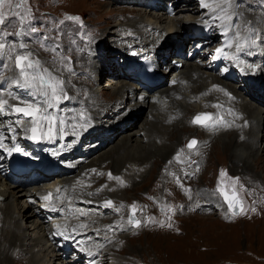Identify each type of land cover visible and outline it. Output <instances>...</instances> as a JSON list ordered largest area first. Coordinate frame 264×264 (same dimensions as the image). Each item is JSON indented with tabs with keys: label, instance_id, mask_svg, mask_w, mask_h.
I'll list each match as a JSON object with an SVG mask.
<instances>
[{
	"label": "bare ground",
	"instance_id": "bare-ground-1",
	"mask_svg": "<svg viewBox=\"0 0 264 264\" xmlns=\"http://www.w3.org/2000/svg\"><path fill=\"white\" fill-rule=\"evenodd\" d=\"M97 2L106 10V16L116 13L120 18L114 24L103 23L97 27L87 43L82 37L74 36L76 47L82 51L77 52V66L75 64L70 70L63 66L61 72L54 70V74V65L46 63L47 67L44 59L33 55L35 61H40L42 69H47L54 77L64 78L62 85L68 96L67 100L62 99L64 104L61 100L49 109L57 118L60 134L55 141H42L39 153L70 168L56 165L59 171L53 173L55 176L41 172L39 182L26 181L28 177L22 173L19 183L9 181L4 174L6 169H0V264H50V261L52 264H78L77 259L63 257L65 251L60 248L63 242L56 237L63 231L75 239L88 238L93 229H96L91 234L93 238L99 236L89 243L92 253L96 252L93 260H98L99 264H121L111 256L124 248L131 253L137 252L135 247L126 248L123 243L136 229H132L127 215H114L113 211L118 212L126 201L123 193L102 186L118 185L123 191L134 188L139 180L145 179L150 163L153 168L150 167L149 174L160 167H165L169 174L178 171L175 178L185 172L190 174L191 161H204L205 155L208 156L205 147L190 159L201 142H213L211 148L216 143L227 152L224 154L232 166H240L238 169L247 174L256 175L257 169L264 168V75L258 76L246 67L261 62L264 65V55H261L264 52V16L250 10L252 3L240 5L238 0H232L231 6L226 5L231 18L222 22L213 19L214 13L209 8H200L197 0ZM118 2L130 7L114 9L112 6ZM168 4L173 6L174 15L166 12ZM214 6L210 4V7ZM199 23L214 27L216 31L225 26L221 35L225 32L226 35L218 42L229 52L225 66L212 65L207 55L211 46H207L195 59L184 60L180 69H173L168 60L177 58L172 55L176 50L178 55L191 51V46L187 45L188 36L193 34L192 26ZM237 40L243 45L240 51L235 47ZM117 41L122 44L120 48L112 45L108 53L105 52L108 50L106 43ZM132 50L153 58L158 65V83L151 91L139 88L131 79L132 75H124L125 67L129 65L124 58ZM121 59L125 62L123 68L117 65ZM235 67L253 80L246 83L223 74V71L233 73ZM1 70L5 78H0V89L3 88L0 100L7 104L0 108V126L9 138L10 131L17 127L14 136L26 145V129L17 124L9 106L17 102H37L38 95L35 88L16 83L19 78L13 64L7 63ZM104 70L107 74H116L98 90L97 81L101 80ZM69 72L75 78L70 77ZM77 74L85 77L78 78ZM70 82H73L72 87H69ZM105 89L109 92L103 101L102 95H107ZM198 114H209L212 120L207 126L192 123L197 126L193 127L190 121ZM195 131L201 138L197 149L187 151L184 147L180 150L181 137L184 134L187 138L194 137ZM111 139H117L115 145L107 151L94 152ZM169 158L170 162L165 165ZM1 164L4 162L0 161ZM181 180L184 182L185 178ZM46 191L52 193L59 210L68 215L64 221L48 222L40 216L38 204L32 203L37 194ZM108 200L112 201L111 205H106ZM207 201L206 204L192 202V206L211 208L214 200ZM231 210H235L234 207ZM109 214L112 216L108 217ZM99 215H108V218ZM168 231L173 233L169 228ZM13 256H18L19 262L14 261Z\"/></svg>",
	"mask_w": 264,
	"mask_h": 264
},
{
	"label": "rangeland",
	"instance_id": "rangeland-1",
	"mask_svg": "<svg viewBox=\"0 0 264 264\" xmlns=\"http://www.w3.org/2000/svg\"><path fill=\"white\" fill-rule=\"evenodd\" d=\"M97 1L108 2V0H25L23 6L19 8H10L8 4H5L0 11L6 13L14 11L17 15L7 16L6 22L0 25V43L5 44V51L0 53V70L7 63L13 64L15 54L22 53L30 54L29 58L33 61L38 57L40 60L46 61L45 65L46 63H50V66L54 65L53 73L57 70L61 72L63 66L68 67L69 70L75 64L77 66V56H79L77 52L82 51L76 47L74 36L82 37L87 43L90 37L95 35L97 27L103 23L114 24L120 18L116 13L106 16L107 14H104L106 10ZM238 1L240 5L252 3L250 10L261 12L264 16V0ZM19 3L18 0H12L13 5ZM112 7L114 9H116L115 7L128 8L130 5L118 2ZM20 16L28 19L23 28V35L19 39H15ZM68 17H78L79 19L78 21L71 20ZM20 45L24 47L20 48ZM111 45L106 43L108 50L105 52L108 53L112 48ZM106 56L108 55L106 54ZM106 58L109 59V56ZM46 66L48 67V65ZM3 72L0 71V78L2 76L5 78ZM102 74L101 80L97 81L96 88L98 90L104 87L106 81L116 72L107 74L104 70ZM69 75L75 78L70 72ZM58 76L59 80H64ZM77 77L85 76L77 74ZM71 84L73 82H70L69 87L73 86ZM62 88H64L63 91H66L63 85ZM108 92L109 90L105 89L107 95H102L103 101H106ZM64 100L61 104L65 103ZM190 123L192 124V119ZM192 126L197 127L193 124ZM197 134L198 132L195 131L194 137L189 138L184 134L181 137L180 150L184 147L187 151L196 150L198 143L192 149H187V142L194 138L200 143L201 138ZM112 140L94 152H102L104 149L107 151L117 142V139ZM212 144L213 142L209 144L201 142L197 153L193 152V156H190V159H194L197 154L201 153L200 150L208 148V156L206 158L205 155L204 161H197L198 159L191 161L188 166L191 169L190 174L185 172L175 178V174L179 172L172 171V174H169L165 167L156 168L157 170L154 169L149 174L150 167H152V163H150L144 175L145 179L139 180L140 182L138 181L134 188L131 187L123 191L118 185L104 184L102 186L103 189L123 193L122 195L126 197L121 209L118 208V212L113 211L115 216H128L133 210V205H135L133 210L135 217L142 216L138 219L137 226H133L134 221L131 223L132 229L136 230L132 232L133 236L127 237L123 242L126 248L135 247L137 252L131 253L124 248L120 253L112 254V258H116L118 262H122L121 264H264V168L257 169L258 175L257 173L256 175L247 174L238 169L239 164V167L232 166L224 154L227 152H223L216 143L211 148ZM169 162L170 158L167 159L165 165ZM172 164L176 166L174 162ZM94 175L95 173L92 174V176ZM180 177L185 178L184 182ZM223 189L228 193H231L232 190H236L238 193L243 202V207L238 213H233L227 207L221 195ZM207 200H214L211 208L197 209L192 206L194 202L202 201L206 204L209 202ZM222 206L225 209H222ZM127 212L128 214H126ZM190 213L191 215H189ZM107 216L101 217L108 218L112 214ZM127 220H129L128 217ZM24 224L29 225V222H24ZM168 228L173 230V233L169 232ZM95 230H91L90 233L96 232ZM91 234H88L92 239L89 243L99 237L93 238ZM89 237L88 239H90ZM13 258L14 261L19 262L18 256H13ZM52 263L53 261H50V264Z\"/></svg>",
	"mask_w": 264,
	"mask_h": 264
},
{
	"label": "snow or ice",
	"instance_id": "snow-or-ice-1",
	"mask_svg": "<svg viewBox=\"0 0 264 264\" xmlns=\"http://www.w3.org/2000/svg\"><path fill=\"white\" fill-rule=\"evenodd\" d=\"M25 0H20L19 4H12V0H0V9H3L5 4H8L10 8H19ZM204 7L209 8V10L214 13L213 19H219L222 22L230 20V16L228 14V7L232 3V0H201ZM210 4H214V7H210ZM223 13V15H219ZM9 15H17L14 11L10 12H3L0 11V25H3L6 22V18ZM71 20H77L78 17H68ZM19 22L21 25L26 23V18L24 16L19 17ZM21 33L18 31L16 35L19 36ZM226 34V32H225ZM23 45H20V48H23ZM237 51H240L243 47L237 40L235 45ZM5 51V44L0 43V53ZM15 51V49H12ZM216 52L219 54L222 52V49H217ZM29 55H21L17 54L15 57L16 68L19 69V79H17L16 83L18 85L24 87L35 88L37 95L42 97V99L38 102L30 101L24 104V106H13V111L16 113H22L26 117H31V122L33 127L30 129L31 136L29 139L38 140L41 138L44 139H52L53 138V130L57 123V118L49 113V109L55 107L62 99H68L67 94L63 91L62 84L63 81L59 80L57 77L51 75V73L47 69H42L40 65V61H32L29 58ZM246 67L251 68L253 71L255 70L252 65H246ZM7 104V101L0 100V108H3ZM81 119L84 120V114L81 113ZM212 120V117L209 114H198L196 115L192 123L200 124L203 126H207L208 122ZM44 121H47L48 130L43 135H38V127ZM60 123H63L61 120ZM215 123V121H214ZM86 124V120H85ZM83 126V125H82ZM63 131V129H61ZM197 141L193 139L189 142L188 148L191 149L194 145H196ZM0 150H7L9 154L12 151H19L13 145L12 148H6V145L3 141V138H0ZM223 175V173H221ZM111 178V174H109ZM115 179L120 180L119 177ZM238 179V178H236ZM99 191V190H98ZM221 195L224 196L225 200L228 202L229 209H232L233 203L229 199V196L225 192H221ZM52 194L49 193L48 195L44 196L43 199L46 201L51 199ZM107 205H111L112 201L108 200L105 202ZM132 209H135V205L132 206ZM118 211V209H117ZM129 222H132V218L130 216ZM139 223L138 221L136 222Z\"/></svg>",
	"mask_w": 264,
	"mask_h": 264
},
{
	"label": "water",
	"instance_id": "water-1",
	"mask_svg": "<svg viewBox=\"0 0 264 264\" xmlns=\"http://www.w3.org/2000/svg\"><path fill=\"white\" fill-rule=\"evenodd\" d=\"M232 203H233V206L235 205V206H234V209H235V210H232V211H233L234 213H238V212L240 211V207H239V206L237 207V205L235 204V202H232Z\"/></svg>",
	"mask_w": 264,
	"mask_h": 264
}]
</instances>
